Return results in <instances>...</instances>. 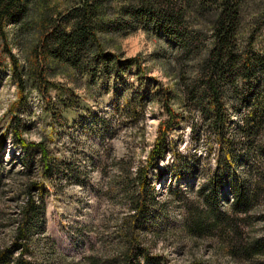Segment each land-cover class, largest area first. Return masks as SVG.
<instances>
[{
    "label": "rangeland",
    "instance_id": "rangeland-1",
    "mask_svg": "<svg viewBox=\"0 0 264 264\" xmlns=\"http://www.w3.org/2000/svg\"><path fill=\"white\" fill-rule=\"evenodd\" d=\"M80 4V0H37L30 8L39 16L32 15L30 23L41 17L59 19ZM246 4L237 52L253 38L251 49L264 60V19L256 22L252 16L264 9V0ZM108 5V20L120 24L126 23L124 9L133 8L136 14L139 8L137 0H109ZM153 10L155 16L127 21L123 31L100 32L101 50L93 47L75 67L50 60L47 90L26 78L21 91L6 52L7 47L23 71L31 68L29 52L37 41L34 28H22L20 22L5 27L7 41L0 35V250L14 242L20 207L28 198L23 185L32 181L43 185L42 195L34 192L42 212L37 229L21 242L25 261L123 264L128 250L124 226L133 215L132 198L140 192L137 175L154 149L159 124L169 119L164 108L169 90L170 107L180 118L169 132L163 160L148 170L155 205L137 245L164 264H264V255L235 258L217 233L197 237L185 227L190 209H203L204 195H211V187L222 177L211 119L187 100L184 90L185 82L197 79L204 55L213 49V37L209 27L185 15L186 30L202 37L196 50L186 51L161 27L159 10ZM190 51L193 56L187 58ZM253 83L251 95L259 89L264 96L260 77ZM236 85L235 96L225 100L229 120L223 136L236 172L221 179L219 195L220 207L228 214L232 185L240 182L246 191L259 174L264 177V126L250 138L239 131L251 107L244 99L246 83L237 78ZM15 131L27 144L41 143L46 150L43 162L38 150L30 149L29 176L22 167L26 153L14 145ZM262 190L247 220L240 222L250 241L264 239V185ZM21 253L22 249L14 250L9 264H15ZM140 260L143 264V256Z\"/></svg>",
    "mask_w": 264,
    "mask_h": 264
},
{
    "label": "trees",
    "instance_id": "trees-1",
    "mask_svg": "<svg viewBox=\"0 0 264 264\" xmlns=\"http://www.w3.org/2000/svg\"><path fill=\"white\" fill-rule=\"evenodd\" d=\"M40 1V0H38ZM37 0H0V35L6 42L5 27L8 24L22 23V28H34L37 41L31 47L30 54L33 61L31 68L23 71L17 60L6 47V52L12 62V73L21 91L25 89L26 78L35 82L39 88L47 90L50 83L45 79L50 60L77 66V62L96 48H100L98 34L100 32L123 31L128 28V22H136L135 19L143 18L149 14L154 15L159 10V17L163 19L162 28L175 37L184 50L188 48L196 50L199 47L202 37L196 33L186 30L184 23L185 15L196 20L201 25L211 29L213 37V49L204 55L199 65L197 79L185 82L184 90L189 102H195L202 113L211 119L217 142L220 146L222 160L218 163L221 171L220 181L211 187V195H204L203 209L193 208L189 211L185 227L197 237L210 236L217 233L222 240L226 241L230 254L235 258L250 260L254 255H264V239L248 240L240 229V222H245L252 205L256 204L263 195L264 177L259 174L256 182H252L251 188L246 191L242 189L240 182L232 185L231 192L233 203L229 207L231 214L222 211L219 202V195L223 187V180L229 172L235 174V167L232 165L231 154L228 153L229 145L224 141L223 136L229 116L225 100L232 98L238 91L237 78L243 80L245 85L246 103L251 107V112L244 119V126L240 127L246 137H252L264 126V96L258 92L256 96L251 95L254 89L253 82L260 77L261 86L264 88V60L253 52L251 35L249 45L241 53L237 52L236 36L242 21L243 7H246V0H137L139 8L134 14L132 9H124L122 12L126 23H112L108 20L107 9L109 0H80V5L72 9L67 15L59 19L40 18V21L30 23L35 13L33 7ZM33 7L30 8V5ZM153 8V9H152ZM161 10V11H160ZM31 14V15H30ZM155 16V15H154ZM253 20L258 22L264 19V9L258 10ZM27 20V23L24 21ZM124 22V23H123ZM137 23V22H136ZM30 24V25H28ZM30 29V30H31ZM193 56L192 51L187 52V58ZM165 110L169 119L159 124L158 135L154 149L149 153L147 165L137 175V182L140 192L132 198L131 215L124 226V235L128 250L123 255V264H141L140 257L143 256V264H164L161 260L144 254L137 245L141 228L148 219L151 208L155 205V188L147 179L148 170L156 167L160 160H163L166 153V141L169 132L179 122L180 115L170 107L173 100L171 91L166 90ZM251 100L253 102H251ZM14 145L25 151L26 156L22 161L24 174L29 176L31 170L30 149H37L45 162L46 150L43 144H27L18 131H15ZM228 149V150H226ZM50 167L46 165L48 172ZM249 182L246 184L249 186ZM28 198L25 205L20 207L21 220H19L14 242L10 247L0 250V264H9L14 250H21L22 253L15 264H29L23 258L25 247L21 242L26 241L32 231L37 229V221L42 212L40 200H35V189L43 194V185L28 181L23 185ZM200 194H204L201 189ZM243 215L242 219L238 216ZM27 248V246H26ZM201 264V263H193Z\"/></svg>",
    "mask_w": 264,
    "mask_h": 264
}]
</instances>
